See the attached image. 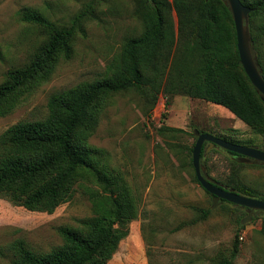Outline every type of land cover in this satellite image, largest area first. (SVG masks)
<instances>
[{"label": "rangeland", "instance_id": "rangeland-1", "mask_svg": "<svg viewBox=\"0 0 264 264\" xmlns=\"http://www.w3.org/2000/svg\"><path fill=\"white\" fill-rule=\"evenodd\" d=\"M137 1L0 0V83L9 69L28 63L46 38L41 29L20 20L22 11H36L57 25H69L88 4L93 2L94 7L82 32L72 39L71 56L60 58L47 81L23 94L16 107L0 117V135L20 120L44 118L52 94L105 77L123 43L143 30ZM252 22L254 53L261 55L264 65V14ZM195 130L264 149V134L217 104L161 92L146 100L135 90L106 100L88 142L96 149V162L138 198L137 216L128 222V234L107 264H212L229 253L239 221L240 251L233 264H264V212L256 211L242 224L244 208L227 201L214 205L212 196L195 181L190 153ZM205 144L208 151L200 162L215 183L227 190L224 184H244L256 191L255 199L264 201V164H235L233 155ZM90 189L104 194L102 186L81 182L72 199L52 213L27 211L0 197V264L10 263L18 241L39 253L61 245L59 228L77 226L93 216ZM200 210H209L208 217L201 219Z\"/></svg>", "mask_w": 264, "mask_h": 264}, {"label": "trees", "instance_id": "trees-1", "mask_svg": "<svg viewBox=\"0 0 264 264\" xmlns=\"http://www.w3.org/2000/svg\"><path fill=\"white\" fill-rule=\"evenodd\" d=\"M240 1L255 8L249 14L248 33L264 80V65L261 55L254 53L257 45L251 33L253 19L264 14V0ZM93 10L92 2L69 25H57L36 11H22L20 20L41 29L46 38L28 63L6 72L0 83V117L16 107L23 94L47 81L60 58L71 56L72 39L77 31L82 32ZM136 12L143 30L123 43L105 77L52 94L44 118L20 120L0 135V197L13 205L52 213L69 202L75 187L84 181L102 186L104 193L90 189L93 216L77 226L59 228L61 245L39 253L18 241L9 264H107L127 236V224L138 213V198L96 162V149L88 142L109 96L135 90L146 100L159 92L199 99L224 107L245 126L264 134V101L240 64L226 0H138ZM224 185L240 195L258 196L238 182ZM199 213L205 219L209 210ZM262 221L264 235V215ZM238 224L229 253L212 264L234 263L240 251L242 226Z\"/></svg>", "mask_w": 264, "mask_h": 264}, {"label": "water", "instance_id": "water-1", "mask_svg": "<svg viewBox=\"0 0 264 264\" xmlns=\"http://www.w3.org/2000/svg\"><path fill=\"white\" fill-rule=\"evenodd\" d=\"M226 3L229 6L236 31V47L240 64L251 82L250 84L259 92L261 99L264 101V80L255 64L250 45V35L248 33L249 14L255 8L242 4L240 0H226ZM194 134L197 139L192 150V166L198 183L212 196L214 205L216 206L218 202L227 201L245 208L246 218L241 222L242 224L250 220L252 216H256V211L264 212V201L244 196V194H237L232 189H224L205 175V167L200 162L205 142L209 143L210 148H221L235 154L234 159L239 163L256 161L264 164V149L261 150L251 146L232 143L196 130ZM207 151L204 150L203 153Z\"/></svg>", "mask_w": 264, "mask_h": 264}, {"label": "flooded vegetation", "instance_id": "flooded-vegetation-1", "mask_svg": "<svg viewBox=\"0 0 264 264\" xmlns=\"http://www.w3.org/2000/svg\"><path fill=\"white\" fill-rule=\"evenodd\" d=\"M206 144L205 145H208L209 143L208 142H205ZM215 149H219V148H215ZM203 150H204V144H203ZM236 155H234V157H235ZM205 175H207L206 173H205ZM208 176V175H207ZM209 177V176H208ZM210 178V177H209ZM211 179V178H210ZM212 180V179H211ZM212 181H214V180H212ZM246 210V209H245Z\"/></svg>", "mask_w": 264, "mask_h": 264}, {"label": "crops", "instance_id": "crops-1", "mask_svg": "<svg viewBox=\"0 0 264 264\" xmlns=\"http://www.w3.org/2000/svg\"><path fill=\"white\" fill-rule=\"evenodd\" d=\"M230 113V112H229ZM232 115V114H231Z\"/></svg>", "mask_w": 264, "mask_h": 264}]
</instances>
